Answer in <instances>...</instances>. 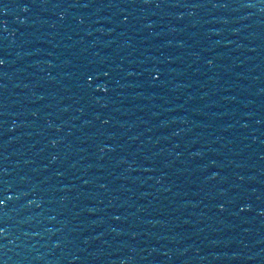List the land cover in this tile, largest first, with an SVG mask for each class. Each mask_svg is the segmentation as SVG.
Here are the masks:
<instances>
[{
	"label": "water",
	"instance_id": "obj_1",
	"mask_svg": "<svg viewBox=\"0 0 264 264\" xmlns=\"http://www.w3.org/2000/svg\"><path fill=\"white\" fill-rule=\"evenodd\" d=\"M0 264H264V0H0Z\"/></svg>",
	"mask_w": 264,
	"mask_h": 264
}]
</instances>
